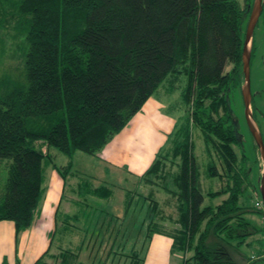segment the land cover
I'll use <instances>...</instances> for the list:
<instances>
[{
	"label": "trees",
	"instance_id": "16d2710c",
	"mask_svg": "<svg viewBox=\"0 0 264 264\" xmlns=\"http://www.w3.org/2000/svg\"><path fill=\"white\" fill-rule=\"evenodd\" d=\"M252 2L12 0L10 18L22 36V54L17 67L7 69L13 75L0 77V221L12 220L16 235L28 228L48 166L66 183L71 161L57 165L47 149L68 158L79 150L95 155L162 83L170 92L180 84V98L192 113L177 120L141 176L175 198L173 226L164 227L152 203L147 223L140 222L141 245L119 253L126 244L112 238L109 253L123 255L121 264H142L150 237L160 233L171 239L170 253L184 256L182 264H241L229 248L247 244L258 229L244 217L253 207L245 194L253 183L229 96L243 78L241 51ZM258 19L256 25L264 22V0ZM193 126L208 155L204 175L223 181L217 189L202 186ZM84 186L86 192L77 186L79 194L103 199L111 193L103 184ZM127 197L126 212L135 204ZM207 197L223 199L209 204ZM56 254L47 250L30 264H71L67 255L77 259L78 252L59 248V260Z\"/></svg>",
	"mask_w": 264,
	"mask_h": 264
},
{
	"label": "rangeland",
	"instance_id": "374dc122",
	"mask_svg": "<svg viewBox=\"0 0 264 264\" xmlns=\"http://www.w3.org/2000/svg\"><path fill=\"white\" fill-rule=\"evenodd\" d=\"M11 2L12 0H0V77L7 74L9 77L13 75L11 74L13 72L9 73L7 72V69L17 67L20 55L22 54V36L12 27L15 21L13 22V19L10 18L9 4H11ZM253 41L255 47L253 49V56L250 59L251 93L253 96V104H256L263 112V19H260L258 25L254 27ZM230 67L231 65H228L226 70ZM180 91V84L173 92H170V90L165 89V87L163 89L162 83L153 95L145 100L140 110L132 115V118L129 119L123 127L124 129L122 128L125 131H123L121 135L126 139H132V141L134 139L136 140H134L135 143L132 144L134 146L131 149L136 151L137 155L138 153L142 155V144L135 138L139 136L142 137L141 129H145L143 131L144 134L148 133L149 130H153L158 137H160V135L164 136L163 141L156 147V150L150 152L151 154L145 159L139 158L136 166L133 165L131 160H129V162L124 161L121 166L113 165L110 167L111 169L108 168V171H104L105 173L103 172V170L107 168L108 163L98 156L101 152L104 156L108 155L106 149L108 142H111L112 140L115 141V139L116 142L120 141L115 138L117 133L114 134L111 140L104 144L101 150L95 155H89L79 150L75 151L71 157L68 158L58 149L53 147L47 149L51 152V156L57 165L60 164L66 166L69 161H71V167L69 169H71L72 172H69L71 174L67 177L70 182H67L65 187V198L67 196L71 198V205H64V208L67 211L71 209L74 213L77 212L80 216L82 215V217L75 222H67V224H65L67 227H62L64 224L61 223L63 222V216L61 214L60 225H62L55 234L56 237L52 246L56 248L55 246L58 245L60 248H69L71 251L78 252L77 259H75L73 255H67L71 264H121L123 255H119L120 252L128 253L132 244L136 247L141 245V237H143V234L145 233V228L144 226L142 227V225L140 227V222L142 218L145 217L146 211L148 212V206L150 208L152 203L155 204L163 214L165 219L162 221V224L164 227L168 230L173 226V223L170 220H173L177 213L174 206L175 198L171 196L170 192L168 193L161 188L160 184L143 181L141 176L156 157V152L165 145L166 137L168 134H171L170 132L176 127L177 120L179 121V119L187 116V113H192L191 105H185L180 98ZM229 97L232 114L237 121V129H239L242 136V151L246 154V162L251 170V183L254 184V186L253 184L252 186L250 185L245 192V194L248 193V195H250L249 205H252L253 207L247 209L244 217L250 221L253 227L258 229L254 234L247 238V244L245 243L234 248L230 247L229 250L231 251L233 260L236 262L241 264H264V211L263 213L257 211V208L259 209V207L255 205L256 200L260 198L259 178L262 161H260L259 152L254 147L255 142L252 140L250 130L247 127L240 88L232 90ZM169 122L170 124L167 125ZM191 128L193 131V142L195 144L194 153L197 158V163L199 164V174L201 175L200 180L202 186L204 190L210 188L217 189L221 186L223 181L216 178L210 180L204 175L207 168L208 155L204 150V142L202 140L201 132L194 126ZM259 128H261L264 139V126H259ZM37 145L39 146L40 144L37 142ZM42 146V149L46 150L45 145L43 144ZM116 148L117 147H114L110 154L111 156H114L115 153L118 152ZM129 153L133 159H137V156L133 155L134 152L130 150ZM213 157L215 158V162H217L218 159L216 156L213 155ZM49 167L50 166H48V169L46 168L47 177L43 185L46 186L45 191H47L49 196L53 199H57L59 196V185L55 180H49ZM2 173V180H4L6 173L4 170ZM91 174H96L97 177L95 179L87 178V176H90ZM84 182L91 186H100L103 184L110 188L111 193L108 197L103 199L96 195H91V192H89L90 194L85 193L76 195V191L80 190L77 186L80 184L82 185L81 189L86 192ZM156 182L160 183L161 181L157 179ZM75 185L77 186L75 187ZM129 194L135 204H133L126 212L127 195ZM221 199H223V197H215L211 200L207 197L205 203H219ZM72 200H77L79 205L72 202ZM144 221L145 223L143 225L147 223L146 218H144ZM112 238H114L116 242L120 241L121 243L124 242V244H126L123 248L118 249V254H114L113 251L112 253H109ZM209 240L210 242L214 241L212 236ZM58 255L59 254L57 253V258ZM188 255L189 254H185V257ZM47 259L50 263L54 261L53 258ZM171 264L182 263L174 257L172 258ZM183 264L185 263L183 262ZM187 264L194 263L192 260H189Z\"/></svg>",
	"mask_w": 264,
	"mask_h": 264
},
{
	"label": "crops",
	"instance_id": "0c3cea01",
	"mask_svg": "<svg viewBox=\"0 0 264 264\" xmlns=\"http://www.w3.org/2000/svg\"><path fill=\"white\" fill-rule=\"evenodd\" d=\"M168 124H170V122L167 123V125ZM123 129L115 136V138L120 141L116 142V139L114 138L115 141L112 140L106 145L108 155L104 156L101 152L98 156L100 158H103V160L108 163L107 168H105L103 172L108 171V168L113 165L121 166L123 165L124 161L129 162V160H131L133 165L136 166L138 164L139 158L145 159L148 155L151 154L150 152H154L156 150V147L160 145V143L164 139L163 135H160V137H158L156 133L153 132V130H149L148 133L144 134L143 131L145 129H141L142 137L139 136L135 138L142 144V155L140 153H138L137 155L136 151L131 149L134 146L132 144L135 143V139L133 138L134 140L132 141V139H126L123 135H121L123 131H125ZM114 147H117L116 149L118 152H116L114 156H111L110 154L112 153ZM130 150L134 152L133 155L137 156V159H133V157L130 156ZM48 172L50 173L49 180H55V182H57V184L59 185V196L57 197V199H53L52 197H50L47 191H45L46 186L43 185V195L40 198L38 207L34 212L35 216L32 223L28 226L27 229L18 232L17 235L16 227H14V222L12 220L6 219L0 221V264H30L37 260V258L47 250L49 256H51V254L58 253L60 247L58 245L55 246L56 248L52 246L56 237L55 234L62 225H60V215L62 214L63 216V222L61 223H63L64 226L62 225V227H67L64 222L65 220H67L69 223H71V221L75 222L74 219L70 218L71 214L74 212L71 209L67 211L64 208V205H71V198H69V196L65 198V187L67 182H70L69 179L66 178V183L64 184L60 175L51 166L49 167ZM46 175L44 178V183L47 177ZM96 177V174L87 176V178L90 179H95ZM76 186L77 185H75V187ZM76 193V195H78L79 191H76ZM72 202L79 205V202H77V200H72ZM170 247L171 239L169 237L160 233L153 234L150 237L148 245L143 253L144 260L142 264H171L172 258L174 257L181 261L183 256L170 253Z\"/></svg>",
	"mask_w": 264,
	"mask_h": 264
},
{
	"label": "water",
	"instance_id": "95a60500",
	"mask_svg": "<svg viewBox=\"0 0 264 264\" xmlns=\"http://www.w3.org/2000/svg\"><path fill=\"white\" fill-rule=\"evenodd\" d=\"M263 0H253L251 5V11L248 15V22L245 28V36L243 39V47L241 51V71L243 74V80L240 86V92L243 99L244 117L246 118L247 127L250 130L252 140H254L257 150L259 151L260 161H262L261 174L259 178V194L261 197L263 211H264V141L262 139L260 128L256 125L254 118H252L251 111V85H250V59L252 49V37L254 27L258 22L259 15L262 11Z\"/></svg>",
	"mask_w": 264,
	"mask_h": 264
},
{
	"label": "flooded vegetation",
	"instance_id": "af4514ba",
	"mask_svg": "<svg viewBox=\"0 0 264 264\" xmlns=\"http://www.w3.org/2000/svg\"><path fill=\"white\" fill-rule=\"evenodd\" d=\"M251 96H252V93H251ZM250 106H251V111H252V118H254L256 125L258 127L264 126V111L262 112V110L259 107H257L256 104H253V96H252ZM260 131H261V128H260ZM261 135H262V139H263L262 131H261ZM263 141H264V139H263ZM256 149H257V146H256Z\"/></svg>",
	"mask_w": 264,
	"mask_h": 264
},
{
	"label": "built area",
	"instance_id": "2783aa9c",
	"mask_svg": "<svg viewBox=\"0 0 264 264\" xmlns=\"http://www.w3.org/2000/svg\"><path fill=\"white\" fill-rule=\"evenodd\" d=\"M255 205L258 206L259 208H263L261 197L258 200H256Z\"/></svg>",
	"mask_w": 264,
	"mask_h": 264
},
{
	"label": "bare ground",
	"instance_id": "6f19581e",
	"mask_svg": "<svg viewBox=\"0 0 264 264\" xmlns=\"http://www.w3.org/2000/svg\"><path fill=\"white\" fill-rule=\"evenodd\" d=\"M253 46V45H252ZM252 50V49H251ZM13 59V58H12ZM251 107V106H250ZM253 110V109H252Z\"/></svg>",
	"mask_w": 264,
	"mask_h": 264
}]
</instances>
